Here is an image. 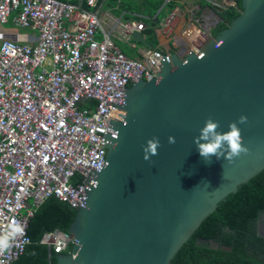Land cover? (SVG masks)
<instances>
[{"label":"water","instance_id":"obj_1","mask_svg":"<svg viewBox=\"0 0 264 264\" xmlns=\"http://www.w3.org/2000/svg\"><path fill=\"white\" fill-rule=\"evenodd\" d=\"M242 4L226 28L186 55L173 52L171 62L164 56L153 78L126 88L104 138L106 160L93 169L86 206L69 227L77 242L55 253L57 264H169L219 203L264 169V0ZM132 38L152 47L140 32ZM208 118L219 121L218 131L237 121L249 153L206 162L193 139ZM153 137L158 155L145 160ZM263 222L264 212L262 237Z\"/></svg>","mask_w":264,"mask_h":264},{"label":"built area","instance_id":"obj_2","mask_svg":"<svg viewBox=\"0 0 264 264\" xmlns=\"http://www.w3.org/2000/svg\"><path fill=\"white\" fill-rule=\"evenodd\" d=\"M86 3L89 8L70 0H0V26L12 20L38 32L11 38L0 30V233L17 223L24 228L0 257L7 264L31 243L30 219L48 198L76 210L86 206L91 174L106 160L104 138L117 105L125 104L126 88L153 78L164 56L172 61L171 51L157 47L141 58L128 56L92 9L98 0ZM144 26L122 23L125 35ZM205 34L196 26L184 30L178 51L195 50ZM41 242L62 253L77 240L54 229Z\"/></svg>","mask_w":264,"mask_h":264},{"label":"trees","instance_id":"obj_3","mask_svg":"<svg viewBox=\"0 0 264 264\" xmlns=\"http://www.w3.org/2000/svg\"><path fill=\"white\" fill-rule=\"evenodd\" d=\"M220 12L222 21L212 31L216 35L226 28L243 9V0ZM141 6L151 8V14L161 6L162 0H140ZM143 7V8H144ZM147 21H150L147 19ZM11 23V21H10ZM264 212V169L235 193L221 201L217 209L207 216L192 236L183 244L169 264H264V237L255 229V222ZM77 210L57 197L48 198L30 219L27 230L31 243L12 264H57L47 244L41 242L47 231L60 229L69 233ZM215 240L230 249L212 248L199 239Z\"/></svg>","mask_w":264,"mask_h":264},{"label":"crops","instance_id":"obj_4","mask_svg":"<svg viewBox=\"0 0 264 264\" xmlns=\"http://www.w3.org/2000/svg\"><path fill=\"white\" fill-rule=\"evenodd\" d=\"M70 1L81 7H88L86 0ZM162 1L159 9L151 14L147 12L151 6L149 5V8L146 9V7L141 6L140 0H98L97 7L92 9L98 11L105 29L110 32L111 37L121 50L128 56L141 58L146 49L150 47H147L141 41H135L132 38L134 32H140L143 38L152 44V47L162 48L172 53L179 52L177 46L178 42L184 38V30L194 26L200 27L206 32L205 36L207 37L222 21L220 12L229 6L235 5L234 0ZM147 19L150 21H147ZM133 20L143 21L145 23L144 28L125 35L122 23ZM10 21L4 24L8 25L7 27L0 26V30L11 38H16L18 34L32 33L27 31L14 32L11 28L17 27L14 26L12 20ZM97 35L100 39L103 37L101 31ZM188 48H191V46L189 45Z\"/></svg>","mask_w":264,"mask_h":264},{"label":"clouds","instance_id":"obj_5","mask_svg":"<svg viewBox=\"0 0 264 264\" xmlns=\"http://www.w3.org/2000/svg\"><path fill=\"white\" fill-rule=\"evenodd\" d=\"M240 124L247 122V117L241 115L238 118ZM237 121H232L228 125V131H218L219 121L208 118L205 125L200 129L198 136L194 137L193 143L196 144L199 154L206 162L211 161V157L225 159L228 161L239 157L241 154L247 155L249 149L243 144L241 129ZM168 142L175 143V137L169 136ZM161 142L158 137H153L147 141L144 148V159L150 160L151 156L158 155V148ZM106 166V163L105 165ZM24 233V228L20 224H14L3 233H0V257L13 246L16 238ZM25 243H28L26 240ZM0 264H7L6 259L0 258Z\"/></svg>","mask_w":264,"mask_h":264},{"label":"rangeland","instance_id":"obj_6","mask_svg":"<svg viewBox=\"0 0 264 264\" xmlns=\"http://www.w3.org/2000/svg\"><path fill=\"white\" fill-rule=\"evenodd\" d=\"M7 26L8 25H3V27H7ZM11 30H13L14 32H18V33L27 31V32H32V33L38 34V32L36 30H30V29H21V28H13L12 29L11 28ZM124 46H126V45L124 44ZM127 52H129V51H127ZM129 53H131V52H129Z\"/></svg>","mask_w":264,"mask_h":264},{"label":"flooded vegetation","instance_id":"obj_7","mask_svg":"<svg viewBox=\"0 0 264 264\" xmlns=\"http://www.w3.org/2000/svg\"><path fill=\"white\" fill-rule=\"evenodd\" d=\"M261 215V214H260ZM259 219V218H258ZM258 219L256 220L255 222V229L257 230V233L263 228H260L259 225H258ZM264 232V230H262Z\"/></svg>","mask_w":264,"mask_h":264}]
</instances>
